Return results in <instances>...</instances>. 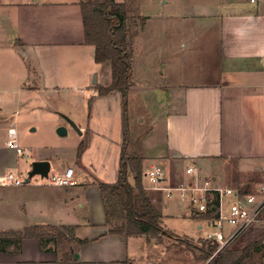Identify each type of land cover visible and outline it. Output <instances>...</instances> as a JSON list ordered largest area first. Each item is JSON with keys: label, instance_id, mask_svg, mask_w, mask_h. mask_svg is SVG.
I'll return each instance as SVG.
<instances>
[{"label": "crops", "instance_id": "obj_1", "mask_svg": "<svg viewBox=\"0 0 264 264\" xmlns=\"http://www.w3.org/2000/svg\"><path fill=\"white\" fill-rule=\"evenodd\" d=\"M156 4L153 12L141 15L145 17L143 29L152 19L162 20L167 26L172 25L164 33L173 35L170 33L169 41L167 34L164 37L168 48L163 46L160 55H167H161L160 59L167 69L165 74L158 71L164 78L156 83L160 90L163 87L167 91L163 94L168 105L161 107L155 118L161 125V133H156L155 126L143 138V187L144 174L152 164L163 167L167 183L191 178L185 173L190 164H196L203 175L206 166L222 169L221 164L227 162L238 164L243 172L259 166L264 169V0H205L188 6L162 0ZM201 30L212 32V50L203 53L209 54L210 63L203 67H209L212 79L169 81L177 67H190L186 63L191 61L185 54L196 47L197 32ZM137 44L134 40L132 74L133 66L141 59ZM94 55V46L85 42L79 0H0V174L18 165L19 156L9 144L8 130L14 128L18 138L20 132L15 126L20 113L30 118L33 112L42 115L53 111L57 114L56 130L69 121L76 135L75 144L66 147L71 150V157L65 167L55 154L41 151L35 158L49 160L50 171L55 165L56 174L72 167L74 184L55 186L37 177L23 185L0 186V232L24 231L31 226H72L75 238L89 239L85 244L74 242L72 259L65 261L61 248L48 252L42 250L38 238L28 237L19 248L10 245L6 251H0V264L127 262L125 250L131 236L109 234L99 190L100 182L113 183L117 179L123 140L121 98L118 92L97 94L96 85L111 83V68L108 63L96 62ZM144 57L138 67L144 66ZM151 63L150 59L148 64ZM161 66L157 61L155 67ZM140 78L148 80L146 73ZM86 99L90 110L84 124L75 120L70 109L56 106L59 102L76 108ZM58 108L66 110L65 113ZM69 132L68 126L63 137ZM85 139L87 146L78 157V145ZM179 163L184 169L180 174L176 170ZM129 182L133 183L131 174ZM146 191L153 196L163 215L161 224L167 228L164 220L172 217L167 212L168 199L160 191ZM174 203L187 210L183 217L197 220L196 230L204 227L202 218L187 203ZM252 230L260 235L257 229ZM202 237L211 242L205 233ZM30 249L52 256L27 257L25 252ZM260 249L253 255L259 256L256 264L264 259V249ZM158 261L155 263L160 264ZM149 263L154 264L152 260Z\"/></svg>", "mask_w": 264, "mask_h": 264}, {"label": "rangeland", "instance_id": "obj_2", "mask_svg": "<svg viewBox=\"0 0 264 264\" xmlns=\"http://www.w3.org/2000/svg\"><path fill=\"white\" fill-rule=\"evenodd\" d=\"M119 2H126L133 8V13H131V25L132 28H135L136 23L140 22L141 15L145 13H151L154 10V7L157 8V2L162 0H116ZM179 1V5L188 6L189 4H201V2H205V0H174V2ZM199 2V3H198ZM173 10V9H172ZM170 11V10H169ZM167 22H163L162 20L152 19L149 23V26L146 30L139 29L138 34L134 37V40L138 44L136 46V50L138 49V57L142 59V56L145 55L144 60L145 64L142 67H138L140 60L136 61L135 67L133 66L134 73L131 74V87L128 93V112H129V123H130V131L132 133H140L144 136L149 133L151 128L157 127L156 133H161V125L156 121V112L159 113L161 107H165L166 104V88L162 87V90L156 83L159 81L162 75L159 73L163 71L166 73L167 67H164V63L161 62V55H167V53H163L160 55L161 48L166 46V42L169 41L170 33H164L165 30L172 25H166ZM201 27L200 25L198 26ZM164 33V34H163ZM180 34L181 31L179 32ZM167 34V41L164 37ZM212 32L209 30H201L197 32V38L195 39L196 47L194 49H190L185 55L186 58L189 57L191 63L186 65H190V67H177V71L172 78L171 76L168 78L169 81H178L180 83H189L195 80H206L209 81L212 79V72L208 71L209 67H203L208 65L209 62V54H203L204 51L209 52L212 50V40L211 38ZM173 35V34H172ZM173 38V36H172ZM174 38H176L174 36ZM182 40V39H181ZM180 40V43H181ZM210 43V44H209ZM147 44V45H146ZM167 47V46H166ZM168 48V47H167ZM149 56V57H148ZM151 59V64H148ZM194 59V60H193ZM162 64L161 67H155L156 63ZM164 61H167V58H164ZM195 63L193 64V62ZM198 63V64H197ZM137 68V70H136ZM150 68V70H148ZM139 69V72H137ZM141 70V71H140ZM156 70V71H155ZM159 71V72H158ZM139 73V74H138ZM146 73L148 76L147 81H143L140 78L141 74ZM205 73V75H203ZM145 76V75H143ZM167 77V76H166ZM167 83V81H166ZM157 88V89H156ZM160 90V91H159ZM158 91V93H157ZM59 98V96H58ZM66 105V104H65ZM56 103V106L59 108H67L73 112V117L75 116L79 123L84 124L87 121L89 115V102L86 99L84 104L80 107H76L75 105L67 104L66 106ZM65 113L66 110L59 109ZM34 114L31 117H23L22 114L18 115V119L16 122V128L18 130L19 135L17 138V142L19 145H22L24 150L30 149L29 157L24 158L23 156L18 157V165L12 171L15 175L19 176L21 179L24 177V174L27 173L30 167V163L39 156V152L43 151V153L55 154L60 160L61 165L65 167L66 162L69 161L71 157V150L66 148L67 146H73L74 139L76 135H74V130L69 121H66V126H69V134L66 137L60 136L56 133L55 119L56 113L51 111L45 114H38L33 112ZM58 117V116H57ZM23 118V119H22ZM151 119L154 121L151 124ZM21 120V122H20ZM61 124L64 122L62 118H58ZM64 124V123H63ZM61 125H59L60 127ZM63 126V125H62ZM65 126V127H66ZM66 127V128H67ZM155 135H153L154 138ZM87 138V137H86ZM87 139L84 140L86 142ZM49 148V149H48ZM70 148V147H69ZM60 165V168H61ZM176 170L180 174L183 171V166H180V163L177 164ZM223 167L211 169V167L206 166L207 168L204 170L206 175L208 176V171L211 172L209 175L216 176V179L220 182H217L223 186L237 187V188H247L251 191L255 190L258 187V184H264V169L262 167H253L249 168L247 171L243 172L239 170L238 164L227 162L225 164H221ZM180 166V167H179ZM215 170V171H214ZM7 171V172H9ZM56 166L54 165L50 171V174H56ZM204 174V176H205ZM211 178L210 176H208ZM37 177L32 178V182L35 181ZM49 179H40L39 181H49ZM58 186V185H55ZM174 199V200H173ZM176 198H170L166 200L168 202V211L172 214V217H167L164 220V226H166L173 232L177 237H167L163 236L161 242L156 239H151L150 241H146V238L141 235L131 236L128 239V243L126 246V254L128 255V259L126 264H148V260H152L154 264H157L158 259L160 260V264H205V261H199L195 258L196 255H199V251L196 248L188 247L185 244H182V239H189L193 243V245H201V241L204 240L203 234L206 231L212 232L213 230L210 228H206V225L203 224V228L196 230L197 220L191 217H183L182 214L187 210L183 207L179 209V205H176L174 201ZM185 209V210H184ZM253 228L247 229L244 233H242L238 238H236L231 244L227 246V248L231 247H242L253 239H255L258 233L252 230ZM197 232V236H193V234ZM254 232V233H252ZM259 232V230H257ZM193 237V238H192ZM22 243V242H21ZM20 243V245H22ZM42 250L48 252H57L56 250L61 248V246L54 244L53 241H42L41 242ZM8 244L5 247H10ZM13 244V246H15ZM3 246V245H2ZM59 247V248H58ZM14 251H16L14 249ZM21 251V248L19 252ZM3 252V251H1ZM18 252V254H19ZM46 253V252H45ZM45 253H38L33 250H27L25 255L27 257H35L36 259L40 258H49L50 255L45 256ZM211 258V257H210ZM209 258V259H210ZM259 259V256L255 255L252 258L251 262L256 263ZM155 260L157 262L155 263ZM93 264V263H91ZM97 264V263H95ZM151 264V263H149Z\"/></svg>", "mask_w": 264, "mask_h": 264}, {"label": "trees", "instance_id": "obj_3", "mask_svg": "<svg viewBox=\"0 0 264 264\" xmlns=\"http://www.w3.org/2000/svg\"><path fill=\"white\" fill-rule=\"evenodd\" d=\"M79 5L85 42L94 46L95 61L108 63L111 68V83L108 86L96 85L97 94L104 96L118 92L121 98L123 140L117 179L113 183H99L108 232L121 237L141 235L147 242L151 239L161 242L163 236L177 237L173 232L164 229L161 224L163 215L156 207L153 196L143 187L144 135L132 133L129 127L128 93L131 87L133 42L139 29L145 25V17H140V22L132 28L130 17L133 8L124 1L79 0ZM86 146L87 142H80L77 148L78 157ZM130 174L133 183L129 182ZM203 217L205 215H202ZM72 230V226L50 225L31 226L24 231H1L0 251H6L8 247L5 246L8 244L16 243L14 247L19 248L23 239L35 237L40 242L53 241L55 246H61L64 260H71L72 244L74 242L85 244L89 241L87 238H75ZM181 242L188 247L196 248L199 255L195 258L205 261V264H256L251 260L262 247L258 236L242 247H226L211 257L217 247L216 243L202 240L201 245L197 246L186 239H182ZM258 264H264V259Z\"/></svg>", "mask_w": 264, "mask_h": 264}, {"label": "built area", "instance_id": "obj_4", "mask_svg": "<svg viewBox=\"0 0 264 264\" xmlns=\"http://www.w3.org/2000/svg\"><path fill=\"white\" fill-rule=\"evenodd\" d=\"M256 2L257 0H250ZM10 146L18 156L29 157V151L24 150L17 142L14 128L8 130ZM188 177L173 183H167L166 172L162 166L152 164L145 172V190L160 191L167 199L187 203L191 211L202 218L207 228L205 237L216 243L217 247L211 257L223 250L249 228L259 230L261 246L264 249V184L251 191L218 184L212 178L201 173L196 164L185 168ZM27 173L21 179L13 172L0 174V186L23 185ZM74 169L66 168L62 173L48 174L43 179L58 186L74 184ZM31 181V180H30Z\"/></svg>", "mask_w": 264, "mask_h": 264}, {"label": "water", "instance_id": "obj_5", "mask_svg": "<svg viewBox=\"0 0 264 264\" xmlns=\"http://www.w3.org/2000/svg\"><path fill=\"white\" fill-rule=\"evenodd\" d=\"M57 134L64 136L67 134V128L65 126H60L56 130ZM51 163L47 159H35L30 163V168L27 171V177L24 180V183L27 184L33 177H39L41 179L48 176L50 172ZM74 257H78V254L75 253Z\"/></svg>", "mask_w": 264, "mask_h": 264}]
</instances>
